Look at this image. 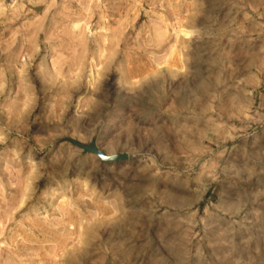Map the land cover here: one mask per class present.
Listing matches in <instances>:
<instances>
[{
    "label": "rangeland",
    "instance_id": "374dc122",
    "mask_svg": "<svg viewBox=\"0 0 264 264\" xmlns=\"http://www.w3.org/2000/svg\"><path fill=\"white\" fill-rule=\"evenodd\" d=\"M0 264H264V0H0Z\"/></svg>",
    "mask_w": 264,
    "mask_h": 264
}]
</instances>
